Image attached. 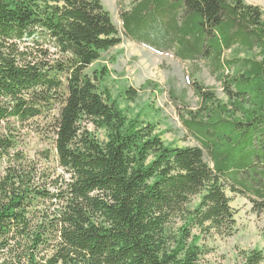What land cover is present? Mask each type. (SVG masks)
Returning a JSON list of instances; mask_svg holds the SVG:
<instances>
[{
    "label": "trees",
    "instance_id": "trees-1",
    "mask_svg": "<svg viewBox=\"0 0 264 264\" xmlns=\"http://www.w3.org/2000/svg\"><path fill=\"white\" fill-rule=\"evenodd\" d=\"M120 19L136 43L205 61L225 99L190 79L198 105L177 113L196 144H166L120 106L137 89L114 97L104 66L87 71L121 42L101 0H0V264H207L192 230L231 233L227 189L264 223L261 7L132 0ZM31 122L45 142L33 154L20 135ZM263 260L255 248L240 264Z\"/></svg>",
    "mask_w": 264,
    "mask_h": 264
},
{
    "label": "rangeland",
    "instance_id": "rangeland-1",
    "mask_svg": "<svg viewBox=\"0 0 264 264\" xmlns=\"http://www.w3.org/2000/svg\"><path fill=\"white\" fill-rule=\"evenodd\" d=\"M248 4L259 5L264 12V0H244ZM109 11L112 21L119 31L121 42L102 53L101 58L87 71L104 66L108 70L104 84L108 86L114 97L126 86L137 89L135 102L119 101L123 110L128 106L131 112L143 111L147 119L155 125L156 132L164 143L174 146L195 145V140L184 130L179 118L180 107L195 109L198 97L188 81L196 80L210 87L219 98L225 99L219 77L209 73L205 61L184 62L173 56L171 52H159L136 43L124 36L120 19V10L127 9L132 0H101ZM243 55V54H241ZM151 84L147 85L146 82ZM41 122V120H38ZM35 124L20 128V135L26 143L25 150L33 154L45 147L35 136L32 127ZM92 129V127H91ZM95 131L100 138L102 131ZM47 146V143H46ZM5 160L0 158V175ZM60 169L56 170V173ZM229 205L234 211L235 225L230 234L211 232L206 238L193 228V234L199 236L197 243L202 245L205 254L203 260L207 264H240L244 253L251 249L264 248V223L262 216L252 210L249 200L240 194L226 190ZM199 197L193 200V205ZM176 227L180 222H176ZM264 264V260L261 262Z\"/></svg>",
    "mask_w": 264,
    "mask_h": 264
}]
</instances>
